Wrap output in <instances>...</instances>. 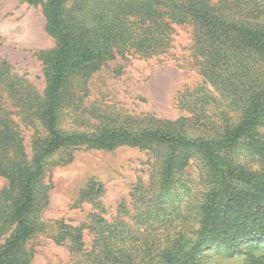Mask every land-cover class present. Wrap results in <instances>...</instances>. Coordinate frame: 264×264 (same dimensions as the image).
I'll return each mask as SVG.
<instances>
[{"label": "trees", "instance_id": "1", "mask_svg": "<svg viewBox=\"0 0 264 264\" xmlns=\"http://www.w3.org/2000/svg\"><path fill=\"white\" fill-rule=\"evenodd\" d=\"M19 1L41 7L55 45L36 52L41 92L0 56V264L30 263L27 242L44 227L38 205L46 159L69 146H129L150 156L147 179L136 178L130 203L117 201L110 219L103 184L91 177L76 199L91 204L87 219L55 221L53 240L67 246L72 264H207L210 247L235 253L264 241V0H81L83 12L73 15L67 0ZM183 23L192 25L190 56L202 76L176 92L184 114L134 116L107 105L89 109L81 99L75 116L90 112L101 125L59 127L63 108L111 58L109 37L151 56ZM24 129L32 130L30 153ZM244 264H264V255L247 251Z\"/></svg>", "mask_w": 264, "mask_h": 264}, {"label": "rangeland", "instance_id": "2", "mask_svg": "<svg viewBox=\"0 0 264 264\" xmlns=\"http://www.w3.org/2000/svg\"><path fill=\"white\" fill-rule=\"evenodd\" d=\"M216 1V0H212ZM81 0H67L66 11L73 14L83 12ZM45 19L40 6L19 0H0V56L6 58L14 72L27 78L42 91L45 81L42 63L37 51L52 48L54 39L44 29ZM172 40L163 52L145 56L135 52L128 42L112 39V56L104 61L87 80V90L75 95L73 105H67L60 114L59 127L65 131H95L101 124L90 112L83 119L72 110L74 103L81 102L89 109L105 105L137 115H155L175 119L184 114L175 104L176 92L184 85H195L202 76L192 64L190 56L192 25L174 24ZM256 67H259L257 65ZM72 105V106H71ZM264 131V127L261 129ZM31 129L23 134L28 145ZM145 150L120 146L114 150L63 147L46 159L44 174L39 187L40 194L46 190L38 205L39 217L44 223L29 241L27 247L33 251L29 264H72L65 244L53 240L56 234L55 221L64 219L70 224L85 221L92 206L88 202L76 203L78 193L86 181L94 177L103 184L101 196L106 209L104 216L115 215L116 204L121 198L130 203V189L137 177L148 176V159ZM192 177L197 175L194 166L188 168ZM6 179L0 176V187ZM91 234L85 230V246L89 247ZM247 251L264 255V241L257 244L247 242L243 250L231 253L224 246L210 247L206 251L207 264H244Z\"/></svg>", "mask_w": 264, "mask_h": 264}]
</instances>
